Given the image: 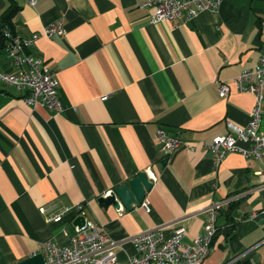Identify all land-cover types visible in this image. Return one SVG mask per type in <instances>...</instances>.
Masks as SVG:
<instances>
[{
	"label": "crops",
	"instance_id": "1",
	"mask_svg": "<svg viewBox=\"0 0 264 264\" xmlns=\"http://www.w3.org/2000/svg\"><path fill=\"white\" fill-rule=\"evenodd\" d=\"M146 0H0V15L18 7L13 32L29 36L62 21V36H40L31 47L55 72L62 111L34 110L22 92L0 81V264H17L52 240L74 233L75 211L102 226L120 261L134 254L131 237L163 226L202 231L206 208L224 201L217 233L201 264L264 263V158L227 153L217 167L202 148L246 125L253 96L233 78L257 65L264 43V0H223L191 20L149 23ZM0 71L11 72L4 43ZM230 91L218 96V85ZM162 128L195 145L163 156ZM260 130L264 133V99ZM142 171L153 175L150 211L99 204L115 186ZM232 205V207H231ZM254 213L253 216L251 214Z\"/></svg>",
	"mask_w": 264,
	"mask_h": 264
},
{
	"label": "built area",
	"instance_id": "2",
	"mask_svg": "<svg viewBox=\"0 0 264 264\" xmlns=\"http://www.w3.org/2000/svg\"><path fill=\"white\" fill-rule=\"evenodd\" d=\"M223 0H146L141 7L153 5L154 11L148 16L149 23L170 22L177 18L191 20L200 11L217 10ZM34 4L36 0H29ZM4 49L13 71H0V81L11 86L16 92H22V100L33 110L43 107L53 113H60L62 105L59 99L58 81L51 66L32 53L31 47L40 36H62L65 33L62 21L44 26L40 32L29 36H20L5 28ZM236 91L249 93L254 104L249 112V121L240 126L228 122L227 133L215 135L209 142H202V148L213 153V165L217 167L229 152L243 157L264 158V133L260 130L264 99V43L255 67L245 69L233 78ZM230 86L226 82L218 85V96L228 95ZM159 152L169 157L178 150H193L195 145L185 142L176 135H169L159 128L155 134ZM148 178L153 175L148 171ZM264 180V169L257 172ZM224 201H214L206 210V218L201 232L195 234L189 243L183 241L186 229L182 225L174 227L169 235L163 232V226L142 230L131 237L134 254L120 261L113 250L114 241H110L101 225L85 219L83 226L74 225V233L65 246L48 240L41 247L45 264H201L209 254L213 237L217 231L216 220ZM140 206L150 211V201L145 196ZM75 211L81 214L82 205L66 206L49 220L61 221L62 214ZM254 213L251 214L253 216Z\"/></svg>",
	"mask_w": 264,
	"mask_h": 264
},
{
	"label": "water",
	"instance_id": "3",
	"mask_svg": "<svg viewBox=\"0 0 264 264\" xmlns=\"http://www.w3.org/2000/svg\"><path fill=\"white\" fill-rule=\"evenodd\" d=\"M208 153L211 156L213 155L211 151H208ZM167 159V157L162 158L160 164L164 165L167 162ZM151 187L152 181L148 178L147 173L142 171L136 176L130 178L127 183L115 186L113 190L107 193V195L100 196L98 202L103 206L111 204L115 208H119L121 204L126 210H131L133 206L140 205ZM261 195L262 204L264 206V187L261 191ZM84 223L85 216L83 214L77 215L73 220V225H77L78 227L83 226ZM17 264H45V262L42 253L37 252L29 255Z\"/></svg>",
	"mask_w": 264,
	"mask_h": 264
},
{
	"label": "trees",
	"instance_id": "4",
	"mask_svg": "<svg viewBox=\"0 0 264 264\" xmlns=\"http://www.w3.org/2000/svg\"><path fill=\"white\" fill-rule=\"evenodd\" d=\"M17 9H18V7L16 5L10 4L8 6V8L5 10V12H3V14L0 15V46H1L2 42L4 43V45L6 43L5 42L6 40H5V37L3 35L2 30L5 28H8L13 32V17L16 14ZM231 207H232V205H231ZM216 233H217V231H216ZM216 233H215V235H216ZM215 235H214V237H215ZM214 237H213V239H214ZM231 264H252V263L250 261L246 260L243 262L235 261Z\"/></svg>",
	"mask_w": 264,
	"mask_h": 264
},
{
	"label": "rangeland",
	"instance_id": "5",
	"mask_svg": "<svg viewBox=\"0 0 264 264\" xmlns=\"http://www.w3.org/2000/svg\"><path fill=\"white\" fill-rule=\"evenodd\" d=\"M263 251H264V245H263V247L259 248V249L256 251L255 255L258 256L259 253H261V252H263Z\"/></svg>",
	"mask_w": 264,
	"mask_h": 264
}]
</instances>
